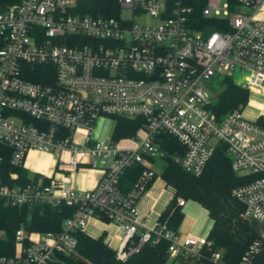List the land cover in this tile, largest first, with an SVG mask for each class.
<instances>
[{"label":"built area","instance_id":"obj_1","mask_svg":"<svg viewBox=\"0 0 264 264\" xmlns=\"http://www.w3.org/2000/svg\"><path fill=\"white\" fill-rule=\"evenodd\" d=\"M81 1L14 0L0 6V169L9 154L12 166L27 168L30 152L38 151L56 155L68 172L53 177L36 171L25 181L12 171L10 182L0 177V204L75 208L59 231L19 228L14 252L0 253V264H70L75 231L86 232L91 218L107 217L123 229L114 248L121 260L151 240L167 239L174 261L210 247L207 236H181L160 221L142 227L138 203L158 177L153 163L164 154L155 141L160 132L185 146L174 159L195 175L202 174L218 142L225 144L232 169L253 176L232 190L243 204L241 216L264 226V125L258 122L264 99L254 116L247 104L222 118L210 107L217 77H232L250 96L264 95V0H116L121 12L110 16L82 13ZM199 1L209 19L201 28ZM143 13L157 22L136 21ZM212 25L219 29L209 30ZM103 116L140 118L143 124L116 143L93 136ZM122 140L134 146H121ZM133 165L144 168L124 191L120 179ZM85 167L100 172L94 187L65 182ZM177 201L186 203L181 196ZM261 248L262 239H255L240 264H252ZM211 259L227 264L223 250L213 251Z\"/></svg>","mask_w":264,"mask_h":264},{"label":"trees","instance_id":"obj_2","mask_svg":"<svg viewBox=\"0 0 264 264\" xmlns=\"http://www.w3.org/2000/svg\"><path fill=\"white\" fill-rule=\"evenodd\" d=\"M14 0H0V6H4ZM195 14L201 21L209 20L202 15L204 1L196 3ZM81 12L92 15H118L121 12L116 0H84L79 3ZM219 29L212 25L209 30ZM4 42L0 41V47ZM52 67V66H51ZM41 79V78H36ZM213 81L221 85V89L213 97L212 111L222 118L233 108L246 105L250 91L248 88L237 84L232 77H217ZM114 129L112 139L120 140L137 134L143 121L140 118L112 117ZM259 123L264 125V117H260ZM155 141L164 151L161 157L165 161L162 178L168 186L174 189V195L166 209L161 214L159 221L165 223L168 228L178 233L184 212L178 204V197L182 196L186 201L195 200L209 210L213 219V226L207 235L211 240V246L203 247L196 264H214L211 255L215 250H223V260L227 264H240V261L248 246L257 238L262 239V248L254 258L252 264H264V238L261 237L258 228L249 220L243 219L241 213L243 204L232 196V190L250 180L253 176L238 175L231 166V158L226 152V146L218 142L213 156L208 161L204 171L195 175L185 170L175 161L174 156L183 155L185 146L172 134L160 132L156 134ZM10 154L5 158L0 169V177L4 182H10V172L18 171L22 180L30 179V171L26 167H14L10 164ZM144 167L133 165L126 169L120 179V186L128 191L138 178ZM232 198L233 203L230 199ZM75 208L62 204L59 206L42 204L8 205L0 204V230L4 236L0 239V253L12 254L15 247L16 231L24 227L28 231H59L63 221L72 216ZM109 222V218L104 217ZM78 239L76 252L67 258L70 264H165L169 258V244L167 239H161L154 243L146 242L139 251L131 254L126 260L117 258L116 251L105 240L106 235L93 237L82 230L75 231ZM140 235V234H139ZM137 236V238L139 237ZM188 256H179L175 259L177 264H190Z\"/></svg>","mask_w":264,"mask_h":264},{"label":"crops","instance_id":"obj_3","mask_svg":"<svg viewBox=\"0 0 264 264\" xmlns=\"http://www.w3.org/2000/svg\"><path fill=\"white\" fill-rule=\"evenodd\" d=\"M251 115V113H249ZM254 116V115H251ZM95 130V129H94ZM94 135V131H93ZM111 137V136H110ZM110 137L105 138L110 139ZM100 139V138H98ZM130 142V141H129ZM121 146L133 147L134 143H119ZM43 154L50 153H41L38 151H31L27 159V169L30 171V174H33L36 171H42L40 169L34 168L35 161L37 162L39 157ZM161 158V157H160ZM157 159L154 161L153 166L156 164ZM57 157L52 154L50 157V168L44 172L53 177H58L61 171H58ZM43 172V171H42ZM64 173L68 174V172ZM100 172L97 169L85 167L82 168L78 174L73 178L66 177L65 182L68 185H71L78 189L92 188L94 187L99 180ZM173 189L168 186L166 181L162 178L161 175L156 177L148 191L140 198L138 206L140 210V219L142 222L143 229L152 227L159 222V218L163 211L168 206L169 202L173 198ZM182 210L184 212V218L179 226L178 234H194L198 236H207L213 226V219L210 216L209 210L205 208L199 202L189 199L183 205ZM103 221V220H102ZM100 225V222L95 218H91L86 228V232L94 231L96 236L99 237L102 233H107L106 239L110 240V243L116 244L120 242V238L123 234V229L114 225L113 223L106 222ZM210 222V225H209ZM209 225V227H208ZM208 227V228H207ZM116 248V247H112Z\"/></svg>","mask_w":264,"mask_h":264},{"label":"rangeland","instance_id":"obj_4","mask_svg":"<svg viewBox=\"0 0 264 264\" xmlns=\"http://www.w3.org/2000/svg\"><path fill=\"white\" fill-rule=\"evenodd\" d=\"M136 21L142 22V23H151V24H154L157 22V20L155 18H153L152 16H150L147 13H143V15L141 17L136 18ZM234 79L238 82L242 81V76H241L239 71L235 72ZM213 80L211 81V83H212L211 87L212 88L210 87L211 92H212V97H214L216 95V93L221 89V85H219L218 83H215V81H213ZM263 99H264L263 93L254 91V94L249 96V100L247 102L246 109L250 110V111H248V113H251V115H256V113L261 109L260 106H261V103L263 102ZM241 106H245V105H241ZM113 129H114V120L111 117L103 116L97 120V122L95 124V130H94L93 136L97 139L98 138L105 139V138L111 136L110 137V139H111ZM142 135H143L142 132L138 133V136L142 137ZM118 142L119 141H116V143H118ZM121 143H131V142H129L127 140H122ZM51 156H52V154L41 155L39 157L38 161L37 162L35 161L34 168H37V169L42 170L43 172H46L50 168V157ZM164 166H165V161L162 158H158L156 164L153 166L156 173L158 174V176L162 174ZM57 170L64 172L63 171L64 170L63 165L60 164L58 166ZM229 199L231 200L230 202L234 204L232 198H229ZM95 219L100 222V225L105 223L102 220H99L97 218H95ZM253 223L258 228L261 237L264 238V226L258 221H254ZM209 225H210V222H209ZM209 225H208V227H209ZM88 234L91 236H94V235L96 236V233H94V231L89 230ZM0 235L4 236L5 235L4 231L0 230ZM101 235H103V233ZM105 235H107V233H105ZM105 240H106V238H105ZM119 243H116L115 245L110 243V246L111 247H117L119 245ZM187 262H189L190 264H196V262H198V260L195 259V256H191V257L187 258ZM165 264H177V262H175L174 260H172L169 257Z\"/></svg>","mask_w":264,"mask_h":264}]
</instances>
